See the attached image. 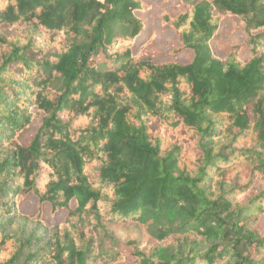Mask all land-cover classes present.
Returning <instances> with one entry per match:
<instances>
[{"label": "trees", "instance_id": "1", "mask_svg": "<svg viewBox=\"0 0 264 264\" xmlns=\"http://www.w3.org/2000/svg\"><path fill=\"white\" fill-rule=\"evenodd\" d=\"M175 6L187 63L153 62L142 0H0V264H119L130 223L133 264H264V0ZM226 17L245 60L211 50ZM42 203L65 214L28 253Z\"/></svg>", "mask_w": 264, "mask_h": 264}, {"label": "rangeland", "instance_id": "2", "mask_svg": "<svg viewBox=\"0 0 264 264\" xmlns=\"http://www.w3.org/2000/svg\"><path fill=\"white\" fill-rule=\"evenodd\" d=\"M142 1L149 4V8L144 12L136 13V15L145 21L144 29L148 32L147 35H153L154 37L155 51L152 57L153 62H189L192 58V52L190 50L176 52L175 50L180 47L176 33L170 28L162 26L160 21V15L162 12L174 16L181 10L180 7L175 6L176 0ZM246 40L247 36L242 30V25H240L235 18L226 17L221 20L218 32L210 40V47L216 56L224 58L227 55L230 46L241 44L242 47L238 52V57L241 60H245L249 56V47L245 44ZM35 128L36 124L32 125L27 133L21 138V142H28ZM73 205L74 203L71 202V206ZM18 210L23 215L34 217L38 211L36 196L32 194L26 195L18 204ZM57 211L58 210L51 213L49 205L47 203H42L38 218H19L16 230L24 239L34 240L35 243L30 247L28 253L41 248L47 242L52 227L61 223L65 211L58 218H55ZM260 225L264 228V216H262L260 220ZM112 229L117 243L113 248L117 251H121L125 257L124 262L119 264H133L134 257L131 255V249L127 245V242L137 238L138 234L136 227L133 223H130L122 226L116 225L113 226Z\"/></svg>", "mask_w": 264, "mask_h": 264}]
</instances>
